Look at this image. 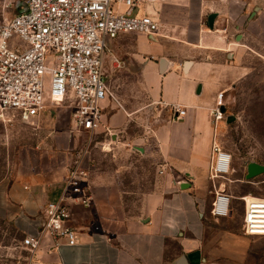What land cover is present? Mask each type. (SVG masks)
Instances as JSON below:
<instances>
[{"label":"crops","instance_id":"0c3cea01","mask_svg":"<svg viewBox=\"0 0 264 264\" xmlns=\"http://www.w3.org/2000/svg\"><path fill=\"white\" fill-rule=\"evenodd\" d=\"M115 8L127 10L122 2ZM133 13L156 20L159 33L108 40L103 68L115 100L104 102L110 136L100 142L109 151L93 148L90 205L72 206L77 244L45 240L36 252L40 264H175L183 255L188 264H209L207 212L219 190L236 198L223 180L231 173L240 178L237 169L210 178L224 123L214 125L211 111L220 92L226 107L225 94L245 75L246 59L264 57V0H142ZM123 68L139 73L135 101L121 88L117 69ZM172 105L185 116L175 119ZM44 118L45 112L31 122ZM22 135L32 141L28 147L48 153L47 163L27 161L0 180V218L24 237L60 198L83 139L67 130L52 131L47 141Z\"/></svg>","mask_w":264,"mask_h":264},{"label":"built area","instance_id":"2783aa9c","mask_svg":"<svg viewBox=\"0 0 264 264\" xmlns=\"http://www.w3.org/2000/svg\"><path fill=\"white\" fill-rule=\"evenodd\" d=\"M142 0H4L0 7V123L12 121L7 111H15L22 122L46 111L48 104L60 106L73 102L71 137H83L68 167V175L57 201L46 205L43 220L34 234L25 235L22 247L35 255L45 240L55 244L65 239L77 244V232L69 225L72 206L90 205V189L86 182L93 148L110 136L105 122L104 102L115 100L104 75V55L109 39L121 34L142 33L156 36L159 23L152 17L133 13ZM117 2L127 6L125 12L115 8ZM16 11V12H15ZM17 37L21 43L14 41ZM47 57L53 64L46 65ZM50 75V80L46 75ZM225 92L211 111L217 125L225 117ZM173 116L180 120L186 114L172 105ZM215 159L210 178H224L232 171V154L214 147ZM259 183L264 184V180ZM232 198L225 189L216 193L211 215L226 218L231 214ZM244 202L242 230L246 236L264 235V197L241 196Z\"/></svg>","mask_w":264,"mask_h":264},{"label":"rangeland","instance_id":"374dc122","mask_svg":"<svg viewBox=\"0 0 264 264\" xmlns=\"http://www.w3.org/2000/svg\"><path fill=\"white\" fill-rule=\"evenodd\" d=\"M1 1L4 0H0V5ZM4 11L14 13V10L0 7V14ZM14 41L22 44L17 37ZM52 64L53 59L47 57L46 65ZM245 65V75L225 94V117L219 130V144L232 154V169L238 170L240 178L236 179V173H231L223 180L228 191L236 197L230 216L216 219L210 209L207 212L203 247L209 264H264V235L246 236L243 233L244 202L240 199L249 194L264 197V184L259 183L264 180V174L247 178L250 164L264 166V57L250 56ZM120 70L124 76L120 79L121 88L135 101L142 88L139 73L127 68L117 69ZM46 79L49 82V74ZM72 112V100L60 106L48 104L43 123L39 119L22 122L15 111H7L6 115L12 121L0 123V180L11 177L14 168H20L27 161L38 158L39 162L47 163V149L41 147L37 151L28 147L32 141L22 134L40 135L38 138L47 141L52 131H73ZM23 238L11 223L0 218V264H40L36 254L32 255L22 247Z\"/></svg>","mask_w":264,"mask_h":264},{"label":"water","instance_id":"95a60500","mask_svg":"<svg viewBox=\"0 0 264 264\" xmlns=\"http://www.w3.org/2000/svg\"><path fill=\"white\" fill-rule=\"evenodd\" d=\"M163 63V61H162ZM186 68L189 66V62H186ZM264 174V166H261L256 163H252L248 166V175L247 178H253L257 175ZM185 182V181H184ZM175 264H188L186 256H181Z\"/></svg>","mask_w":264,"mask_h":264}]
</instances>
